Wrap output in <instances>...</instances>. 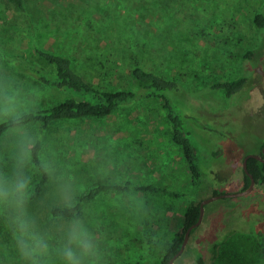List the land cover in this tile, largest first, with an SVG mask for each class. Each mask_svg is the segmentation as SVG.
Returning a JSON list of instances; mask_svg holds the SVG:
<instances>
[{
    "label": "rangeland",
    "instance_id": "374dc122",
    "mask_svg": "<svg viewBox=\"0 0 264 264\" xmlns=\"http://www.w3.org/2000/svg\"><path fill=\"white\" fill-rule=\"evenodd\" d=\"M24 2L25 9L19 10L0 0V90L15 88L27 112L67 97L23 68L20 58H32L35 46L70 57L74 68L108 90L127 88L129 71L137 64L178 84L172 102L199 150V180L191 181L162 104L135 100L104 118L56 123L42 135L41 160L55 174L29 204L38 226L55 243L68 220L49 213L64 205L62 185L71 186L75 201L98 182H129L128 188L87 201L79 217L96 238L100 264H160L187 205L214 196V191L242 192L243 159L259 152L264 141V28L253 23L256 14L264 16V0ZM248 51L253 56L245 59ZM240 76L247 78L246 86L232 98L211 88ZM27 129L36 138L40 135L36 125ZM12 147V133L4 135L0 166H10L5 158ZM28 173L32 177L31 163ZM138 185L150 188L134 189ZM259 191L264 188L255 185L245 196L208 203L174 264H196L198 253L205 264H264L253 237L257 224L264 230V196ZM234 210L242 218L237 222H231ZM228 219L226 232L236 229L231 234L243 241V249L232 259L236 248L229 240L214 259L210 247L218 226ZM0 264H23L3 219ZM53 264H59L55 257Z\"/></svg>",
    "mask_w": 264,
    "mask_h": 264
},
{
    "label": "trees",
    "instance_id": "16d2710c",
    "mask_svg": "<svg viewBox=\"0 0 264 264\" xmlns=\"http://www.w3.org/2000/svg\"><path fill=\"white\" fill-rule=\"evenodd\" d=\"M14 4L17 9L24 10V0H8ZM254 25L261 29L264 28V16L256 14L253 18ZM32 58L21 57L23 68L31 73L41 84L46 88L55 91L67 97L58 99L52 105L40 107L28 111L24 116V124L26 127L36 125L39 127L40 135L37 137L36 146L32 151V184L34 194L33 197H39L44 186L49 180V176L45 174L41 168V150H42V135H44L54 124L65 121H78L86 118H104L112 114L117 108L128 104L135 100H157L162 104L165 111L167 122L171 127V136L174 144L180 148L184 160L188 166L191 181L201 178V170L199 161V150L190 139V132L184 125L182 116L175 104L172 102L171 93L178 90V84L175 80L166 78L156 72L145 69L142 65H134L129 71L127 88L108 90L93 84L80 71L72 65L70 57L53 53L38 46L33 49ZM252 51L244 54L245 59L251 58ZM247 83V78L240 76L236 79L216 82L211 85L214 90H222L227 98H232L241 90L244 89ZM11 134L10 125L0 123V140L6 135ZM264 147V141L260 146V151ZM261 157L264 159V155ZM1 162H4L0 160ZM8 158H5V162ZM247 170L252 175L258 187L264 188V162L256 158L247 160ZM244 188L250 185V178L243 172ZM131 186L127 182L124 186L109 185L104 183H96L85 194L79 196L73 201V206L67 208L64 205L54 206L49 210V213L54 218L69 219L72 216H80L83 213L84 204L109 190H122ZM150 186H135L134 189L145 190ZM217 195V192H213ZM264 196V192H258ZM201 203V202H200ZM200 203H189L184 211L182 225L174 234L168 248L166 249L160 264H169L170 260L179 252L186 231L194 225L200 215ZM206 205L204 206L205 209ZM235 216L232 221L237 222V219H242L237 211L234 210ZM227 215V214H226ZM225 215V216H226ZM224 218V217H223ZM249 218V217H247ZM245 218V219H247ZM239 223V222H238ZM228 226H231L230 220H223L218 226L216 239L212 242L210 250L212 257L215 259L220 253L219 249L228 244L236 248L232 253L231 258L235 259L239 255V248L243 249V241L233 237L236 229L226 232ZM194 228L192 232H194ZM190 233V234H191ZM237 233V232H236ZM254 240L258 250L264 258V230L256 225L254 230ZM234 242V240H236ZM238 246V248H237ZM231 259V261H232ZM233 263V262H231ZM196 264H205L202 254L196 255ZM235 264V263H234Z\"/></svg>",
    "mask_w": 264,
    "mask_h": 264
},
{
    "label": "clouds",
    "instance_id": "9594fccd",
    "mask_svg": "<svg viewBox=\"0 0 264 264\" xmlns=\"http://www.w3.org/2000/svg\"><path fill=\"white\" fill-rule=\"evenodd\" d=\"M26 113V102L15 88L9 85L0 90V123L10 125L13 141L10 166H0V219L10 231L15 250L23 264H53V257L59 264H100L96 238L79 216L62 224L61 236L54 243L53 235L41 229L29 212L34 190L28 169L37 138L24 124ZM41 168L54 177L55 169L49 162L42 159ZM59 194L64 206L71 208V186L62 185Z\"/></svg>",
    "mask_w": 264,
    "mask_h": 264
},
{
    "label": "water",
    "instance_id": "95a60500",
    "mask_svg": "<svg viewBox=\"0 0 264 264\" xmlns=\"http://www.w3.org/2000/svg\"><path fill=\"white\" fill-rule=\"evenodd\" d=\"M263 153H264V148H263ZM249 158H256V159L261 160V161L264 162V160L262 158H260L258 155H253V154L247 155L243 159V171L250 178L249 187L247 189L243 190L242 192H239V193L226 194V195H214V196H212V197H210L208 199L202 200L201 203H200V215H199L198 221L194 225H192L190 228H188V230L185 233L184 240H183V243H182V246H181L179 252L170 260L169 264H174V261L176 260V258H178L183 253V251H184V249H185V247H186V245L188 243L191 231L194 228H197L201 224L202 219H203L204 206L205 205H207L208 203H210V202H212L214 200L220 199V198H231V197L245 196V195L249 194L253 190V188L255 186V180H254L252 175L247 170V160Z\"/></svg>",
    "mask_w": 264,
    "mask_h": 264
},
{
    "label": "flooded vegetation",
    "instance_id": "af4514ba",
    "mask_svg": "<svg viewBox=\"0 0 264 264\" xmlns=\"http://www.w3.org/2000/svg\"><path fill=\"white\" fill-rule=\"evenodd\" d=\"M263 148H264V147H263ZM263 148H262L261 151L257 152V153L254 154V155H258L260 158H262L261 155H262V154L264 155V153H263ZM246 156H247V155H246ZM246 156H245V157H246ZM245 157H244V158H245ZM262 159H263V158H262ZM263 160H264V159H263ZM260 161H261V160H260ZM255 185H256V183H255ZM248 187H249V186H248ZM246 189H247V188H246ZM244 190H245V189H244ZM176 259H177V258H176ZM174 262H175V261H174Z\"/></svg>",
    "mask_w": 264,
    "mask_h": 264
}]
</instances>
